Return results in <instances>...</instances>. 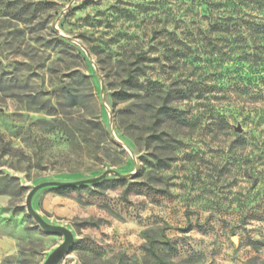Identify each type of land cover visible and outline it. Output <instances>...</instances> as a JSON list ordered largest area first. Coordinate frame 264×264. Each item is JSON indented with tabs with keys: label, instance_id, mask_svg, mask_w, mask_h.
Instances as JSON below:
<instances>
[{
	"label": "rangeland",
	"instance_id": "obj_1",
	"mask_svg": "<svg viewBox=\"0 0 264 264\" xmlns=\"http://www.w3.org/2000/svg\"><path fill=\"white\" fill-rule=\"evenodd\" d=\"M204 8L200 0H0V134L19 152L4 157L0 170L23 188L16 197L0 194L7 248L0 264H43L63 240L26 212L32 186L107 170L123 177L111 172L102 180L123 182L100 195L92 194V184L64 193L48 186L33 195L32 206L47 223L73 234L57 264H264V70L251 74L245 66L236 82L225 63L171 74L154 63L151 79L187 89L179 108L191 123L176 130L174 159L163 170L135 145L126 116L118 118L124 104H113L116 60L151 46L153 28L158 37L165 30L179 34L180 20H199ZM67 92L99 116L103 132L96 127L91 135L109 163L88 151L89 136L76 123L81 110L50 116L19 101L36 96L56 103ZM147 117L151 136L150 112ZM141 169L137 179L130 176ZM9 232L10 248L2 236Z\"/></svg>",
	"mask_w": 264,
	"mask_h": 264
},
{
	"label": "trees",
	"instance_id": "obj_2",
	"mask_svg": "<svg viewBox=\"0 0 264 264\" xmlns=\"http://www.w3.org/2000/svg\"><path fill=\"white\" fill-rule=\"evenodd\" d=\"M200 3L205 8L199 20H180L179 34L173 30H165L158 37V30L153 28L151 39L154 43L151 46L147 49L134 48L129 55L119 58L113 64L120 77L119 86L113 93V104H124L117 109L118 118L126 116L129 135L140 151L153 157L157 170L169 168L175 155L170 141L177 140V131L191 123L186 110L179 108V104L187 99V89L172 85L161 86L158 79H151L148 71L154 67V63L166 70L167 74L187 66L206 63L217 66L225 63V72L230 78L233 74L236 82L242 80L245 66L251 74L256 73L258 67L264 70V0H200ZM201 18L206 20L205 25L201 23ZM253 93L251 90L250 94L254 95ZM64 95L63 100L56 103L36 96H27L25 99L20 97L19 101H25L27 109L43 111L50 116L70 114L67 109H76V113L81 110L76 123L89 136L88 143L91 145L87 146L88 151L94 154V160L101 161L102 164L109 163L106 160L108 154L99 150V144L95 143L91 135L96 127L103 132L99 116L88 110L87 104L78 94L67 92ZM149 112L151 124L155 128L151 136L147 134ZM220 118V123L230 126L227 116ZM149 139H152L153 146H150ZM18 153L5 140L4 135L0 134V167L4 164L1 162L4 157H16L19 156ZM144 159V155L139 156V161ZM10 166L12 167L11 164ZM141 172L142 169L132 178L137 179L142 175ZM117 182L121 183L123 180H100L92 183V194L100 195L101 189L111 188ZM85 186L58 189L64 193L80 190ZM22 189L18 177L0 170V194L16 197ZM85 223L96 225L94 222ZM143 250L149 252L151 249L143 245Z\"/></svg>",
	"mask_w": 264,
	"mask_h": 264
},
{
	"label": "water",
	"instance_id": "obj_3",
	"mask_svg": "<svg viewBox=\"0 0 264 264\" xmlns=\"http://www.w3.org/2000/svg\"><path fill=\"white\" fill-rule=\"evenodd\" d=\"M113 136L117 141H119L115 135V133L112 131ZM113 173L116 176L123 177L121 174L114 170H107L100 174L97 177L94 178H87L77 181H69V182H60V181H44L40 182L34 186H32L29 191L26 194L25 197V208L26 212L34 219V221L46 232L48 233H55L60 234L63 236L62 242L48 255V257L45 259L43 264H57L58 261L68 252L70 249V246L73 242V234L71 230H69L67 227L62 225H52L47 223L39 213H37L33 206H32V197L35 194L36 191L43 187L53 186V187H66V186H79V185H87L92 184L97 181L102 180L107 176L108 173ZM136 174L135 172L132 173L130 176H134Z\"/></svg>",
	"mask_w": 264,
	"mask_h": 264
},
{
	"label": "crops",
	"instance_id": "obj_4",
	"mask_svg": "<svg viewBox=\"0 0 264 264\" xmlns=\"http://www.w3.org/2000/svg\"><path fill=\"white\" fill-rule=\"evenodd\" d=\"M2 220H0V222H1ZM3 222V221H2ZM0 234H1V232H0ZM1 236V235H0ZM2 236L3 237H7V238H9V246H8V248H10L11 247V245H12V243L14 244V238L12 237V234L9 232V234L7 235V233H2ZM7 248H6V242H5V240H3L1 237H0V250H6Z\"/></svg>",
	"mask_w": 264,
	"mask_h": 264
}]
</instances>
